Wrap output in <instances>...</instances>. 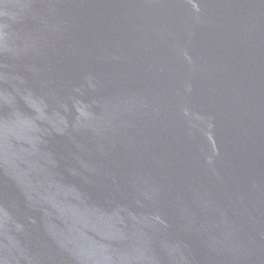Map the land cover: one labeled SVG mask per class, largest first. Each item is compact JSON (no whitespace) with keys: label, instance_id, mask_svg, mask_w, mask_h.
Wrapping results in <instances>:
<instances>
[{"label":"water","instance_id":"water-1","mask_svg":"<svg viewBox=\"0 0 264 264\" xmlns=\"http://www.w3.org/2000/svg\"><path fill=\"white\" fill-rule=\"evenodd\" d=\"M0 264H264V0H0Z\"/></svg>","mask_w":264,"mask_h":264}]
</instances>
